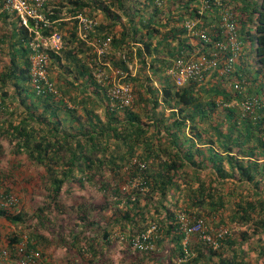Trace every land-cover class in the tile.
Wrapping results in <instances>:
<instances>
[{"label":"trees","instance_id":"16d2710c","mask_svg":"<svg viewBox=\"0 0 264 264\" xmlns=\"http://www.w3.org/2000/svg\"><path fill=\"white\" fill-rule=\"evenodd\" d=\"M169 1H161L158 6L156 0H49L44 14L52 13L48 15L51 25L44 34L66 33L62 36L63 47L59 52H46L47 77L56 93L44 87L42 93L37 94L30 85L28 43L31 36L19 25L15 14L0 13L4 22L11 25L12 32L0 38V44L6 46L0 50V56L7 58L6 65L0 68V94L4 98L8 92L14 93L22 108L18 122L7 119L8 124L0 131V136L8 142L14 156L24 155L32 165L44 169L46 201L33 215L44 229L50 224L48 212L64 211L60 201L62 192L87 188L100 192L103 198L96 206L83 203L76 210L84 213L80 220L85 228L93 225L97 228V238L98 235L109 237L108 226L114 229L116 234L113 235L120 241L121 237L130 239L155 225L157 233L173 243L170 251L173 259H181L184 255L183 219L192 222L201 219L206 228L212 225L214 231L233 224L238 228L247 227L253 235L264 232L263 84H257L253 90L248 88L249 82L256 84L260 80L256 75L264 74V0H222L223 9L209 0V8L202 15L199 14L200 0H177L180 1L178 7L185 9V14L180 16H173L171 6L167 8ZM164 5L165 12L162 11ZM224 8L232 14L241 43L238 60L226 71L225 60L229 55L219 54L224 61L219 59L216 70L203 74L200 82L189 81L183 87H176L167 75L174 60H193L209 54L215 42L224 41L220 16ZM96 9L105 14L110 23L98 24L91 37L97 35L99 38L102 34V37L112 38L111 51L100 60L77 38L76 31L66 21L78 14L93 18L90 13ZM121 16H125L126 22H122ZM186 19L200 20L198 25L207 31L208 43L194 36H184L186 30L182 22ZM116 24H119V31L115 29ZM246 44L248 54L254 55L255 81L246 78L248 70L242 65L246 60L243 51ZM137 46L134 51L133 47ZM134 59L143 74L148 72L144 88L139 83L140 74L135 78L127 76L128 81H137L132 86L125 82L131 87L133 105L128 108L112 106L107 95L110 85L96 81L95 69L110 63L115 69L128 73V66ZM62 60L67 65L61 64ZM51 61L63 70V79L79 75L86 78L85 83L74 86L62 80L65 84L58 85L49 73ZM219 71L221 82L203 86L209 73ZM229 79L237 81L234 85L240 89L234 93L228 90L223 81ZM154 81L159 88L153 86ZM86 87L92 88L97 96V110L106 103L103 118L95 113L91 97L84 95ZM140 87L143 88L141 92ZM70 88L82 97H72ZM245 93L248 99L258 102L250 113L243 112L240 106ZM65 97L71 99V106ZM136 98V103L146 108V121L132 109ZM5 107L0 100V110L4 111ZM226 184L240 187V190L229 188L224 193ZM243 185L248 187L250 194L241 191ZM4 194L11 193L5 189ZM16 206L0 205V220L29 230L27 215L13 212ZM106 211H110V217L104 216ZM93 213L101 218L106 228L88 220ZM97 238L86 242L87 253L91 255L88 264H97L99 251L96 247L90 249ZM246 238L247 232L243 231L239 239L226 236L214 250L200 241L198 235L191 234L186 246L193 257L182 264H264V249L260 251L259 262L246 260L247 254L240 247ZM71 239L74 246L80 236L73 233ZM5 240L6 256L0 251V264H13L19 258L16 247L23 240L17 235L7 236ZM46 241L43 236L29 232L26 253L41 256L37 248ZM154 242L157 243L152 241L153 247ZM124 243L129 246L127 241ZM143 253L152 255L154 249ZM176 259L171 262L176 263Z\"/></svg>","mask_w":264,"mask_h":264},{"label":"built area","instance_id":"2783aa9c","mask_svg":"<svg viewBox=\"0 0 264 264\" xmlns=\"http://www.w3.org/2000/svg\"><path fill=\"white\" fill-rule=\"evenodd\" d=\"M49 0H0V13L7 12L15 14L18 18L19 25L27 30L31 36V40L28 43L30 49V85L37 90V94L42 93V89L45 87L49 92L56 93L52 85L49 83L47 77L48 57L46 52H59L63 47L62 34L58 31H53L48 35L44 34V31L51 25V21L48 18L49 14H44V7ZM209 0H204L201 3L203 9L209 8ZM217 5L221 4L222 0H212ZM158 6H161L162 2L156 0ZM203 11L199 10V14L202 15ZM222 16V34L224 35V41L215 42L214 50L209 54H203L196 59H183L178 58L174 60L167 71V75H170L176 87H183L189 81L200 82L203 78V74L218 68L219 54L229 55L225 60L224 68L226 71L231 70L233 65L238 60V52L241 47V43L238 41L235 22L233 21L232 14L228 10L221 12ZM76 21V34L77 38L83 41L88 47L92 49L94 55L99 58L105 56L111 46V36H105L97 38L91 37V34L95 32V28L98 23L95 19L87 17L83 14H78L73 17ZM200 20H187L183 23V27L190 36L201 39L204 43L209 42L208 33L205 29L199 27ZM118 73V72H117ZM97 81L104 80L108 84L110 81L103 72L97 71L94 74ZM236 90L239 89L238 85L234 86ZM108 99L112 106L119 108H128L133 102L131 95V87L129 84H122L118 86H112L108 89ZM258 105L257 100H250L246 98L242 101L241 107L243 112L250 113L254 107ZM142 166V165H141ZM143 167V166H142ZM15 199L13 196H6L0 193V205L3 207H10L15 205ZM184 222L183 230L186 236L191 234L198 235L200 241L210 245L212 249L217 250L219 247V241L224 237L231 235V230L228 227H219L215 231H209L201 219L195 221ZM157 237V227L155 225L150 226L145 232L136 235L130 239L120 238L124 242H128L129 246L134 251L147 252L154 249L152 241ZM187 240L184 242V255L180 259V262H186L193 257V254L187 250ZM16 255L19 256L13 264H32L37 258V254L33 252L26 253L25 244L21 242L16 247ZM3 256H6V251L3 252Z\"/></svg>","mask_w":264,"mask_h":264},{"label":"rangeland","instance_id":"374dc122","mask_svg":"<svg viewBox=\"0 0 264 264\" xmlns=\"http://www.w3.org/2000/svg\"><path fill=\"white\" fill-rule=\"evenodd\" d=\"M161 1L164 2V0H161ZM200 1L202 2L204 0H200ZM179 3H180V1H177V0H170L169 2H166L167 6H168L167 8H170V6L172 8H174L173 16H180L181 14H185V9L182 7H178ZM222 5L223 4L221 1V4H219L218 6H220V8L223 9ZM164 6H162L163 12H165V10H166V6L165 7ZM199 7H200L199 10L203 11V13H204L205 9H203V7L201 6V3H199ZM49 9H50V7L47 10H49ZM221 9H220V11H221ZM112 10L114 12L118 13V11H116L115 8H113ZM63 12H64V9H63ZM90 16H93V18L96 19V21L99 25L104 24V23H107V24L110 23V21L106 18V15L103 14L99 10L97 11V9L94 10L93 12H91ZM212 16L210 18H212ZM121 17H122V22L123 23L126 22L125 16H121ZM185 21H187V19ZM184 22H182V26H183ZM115 29H117V31L120 30L119 24H116ZM207 30L211 34H213L210 29H207ZM160 31L162 32V29ZM0 32H3L1 24H0ZM61 34L64 37L66 36V33L64 31H62ZM184 36L185 37L187 36L188 38L191 37L187 32ZM96 37H97V35H96ZM98 37L101 38L102 34L98 35ZM192 43L194 44L195 40H193ZM251 45L253 48L254 47L253 44H251ZM131 46H133V44H131ZM139 46H141V45H139ZM134 48H138V46L133 47V50L135 51ZM248 48L249 47L246 44L244 49H243V51L246 52V54L244 55V56H246V60L244 61L245 63L242 65L244 66L245 70H248L246 78L249 81H255L256 77H254L255 76L254 73L256 70V65H255V61H254V55L251 53L248 54V51H249ZM109 51H111V46H110ZM91 53L93 54L92 49H91ZM247 54H248V56H247ZM221 55H223V54H221ZM95 57H96V55H95ZM103 57H101V58L98 57V58L100 60ZM189 59L190 58H188V60ZM220 60L224 61L223 59H220ZM6 62H7V58L4 55L0 56V68L2 67V65L6 64ZM103 64L104 65H103L102 69H100L96 66L97 69H95V72L97 71V74L99 72H103V74H105V76H107L108 80L110 81V83H109L110 87H112L114 85L115 86L122 85L125 82L129 83L132 86L137 81L130 82V81H128L127 76H130L131 78H135V76L137 74H140L141 80L139 79V83L142 84V87L144 88V85L146 83L144 80H145V77L148 76V72L143 74L142 69H140V65L136 62L135 59L133 60L132 65L128 66V73L125 71H122L121 69H118V70L115 69L112 66V64H110V63L109 64L103 63ZM56 68L60 70V73L58 75H61V77H63V75H64L63 70L58 68V67H56ZM56 68H54V65L52 66V64H50L49 73L51 75V78L53 77V80L59 85L61 83V80L58 81L57 80L58 78L55 80L54 79L55 76H52V74H51L52 72L56 71ZM213 74H216L215 78L213 77ZM220 74H221V71H219L218 73H216V72L209 73L203 81V84H204L203 86L212 85L214 83L216 84L219 81L221 82L220 78H218L220 76ZM70 76H72V75H70ZM256 76L258 78H260V80L258 79L259 81L256 84H252L251 82H249L248 88L250 87L253 90L257 87V84L262 83L263 84V86H262L263 87V98H264V74H261V75L258 74ZM97 81H98V78H97ZM100 81L106 82L104 80H100ZM170 83H172L171 79H170ZM223 83L226 86V88H228V90H230L232 93H234L236 91L234 84L237 83V81H234V80L231 81V79H229L226 81L224 80ZM153 86L159 88L158 83L155 81L153 83ZM142 87H140V89H139L140 92L143 89ZM133 88H134V86H133ZM248 88H246V90ZM239 89H240V87H239ZM242 91H244V89H242ZM246 93L243 95V100H245L248 97V95ZM137 100H138V98H136L135 103L137 102ZM105 105H106V103L103 102L102 106H100L97 110V113L101 118H103ZM131 105H133V103H131ZM132 109H134V111L137 112L144 121H146V119H145L146 108L140 102L136 103V105L133 106ZM0 144L3 146V149L2 148L0 149V193L4 194L5 189L6 190L8 189L10 191L11 194H9V195L14 197L15 202L17 204L16 208L13 209V212L14 213L19 212V213L26 214L27 215L26 218H28L27 224L30 225L29 230H25L23 227H17V226L14 229L13 228L14 225L11 224L12 225L11 226L7 221L3 222V223H6V225L9 227V230L6 233H4L5 235H4V237H2V239L4 238V240H5V237H7V236L12 237L13 235H17L20 239L23 240V243L25 244L26 237H27L28 233L31 231H37L36 228H39V225L37 224V221L33 217V215L37 212L36 211L37 208L43 206V204L46 201V197H45L46 193L44 190V185H45L46 181H45V179H43L44 169L42 167L32 165L24 155L13 156V154L11 153V147L7 141H6V144L4 141H2ZM229 188H232L231 185L226 184L223 192L226 193L229 190ZM236 188L233 187L232 189H236ZM238 190H240V187L237 188V191ZM247 190H249V189L246 185H243L241 187L242 192L250 194V192ZM88 191H91L90 194H92L94 196L93 199L99 204V201L103 197H102L101 193L97 192L95 189L72 188V189H70V192H62V194L60 196V201H61L62 205L64 206L63 213H57L56 211L52 210V212H48V214H47V217H49V219H54V224H55L56 230L58 228V230H60V231L64 230L66 232L71 225L74 226V224H76L77 219L71 213V211H69V208L72 209L71 206L77 204L81 200L80 195L88 194ZM249 194H247V195H249ZM88 196H89V194H88ZM109 201H112V199L109 198ZM225 215H226L225 218H227L228 214L226 213ZM1 221H4V220H1ZM94 223L96 224V221H94ZM97 223H102L101 218L100 219L97 218ZM227 225H228L229 229L231 230V235H232L233 239H239L240 233L242 231L247 232V238L241 242L242 244L240 247L247 254V256H246L247 261H249L251 263L259 262L260 257H261L260 251H263V249H264V232L261 234L259 233V235H253L252 232L247 227L238 228V226H235L233 224H227ZM211 227H212V225H209V227L207 226V228L209 230L214 231V229ZM41 228H39V230H41ZM116 229H117V227H116ZM19 231H24V232L19 234L18 233ZM42 231H44V230H42ZM0 238H1V235H0ZM259 239H260V241H259ZM120 241L124 242L121 239H120ZM5 242L7 244V240H5ZM187 244H188V242H187ZM171 248H172V246L170 247V244L167 246H164V252H162L163 253L162 255H165V254L167 255L169 250H171ZM222 252H225V251H222ZM262 253H264V251Z\"/></svg>","mask_w":264,"mask_h":264},{"label":"crops","instance_id":"0c3cea01","mask_svg":"<svg viewBox=\"0 0 264 264\" xmlns=\"http://www.w3.org/2000/svg\"><path fill=\"white\" fill-rule=\"evenodd\" d=\"M2 18L3 17L0 16V24L3 30V32H0V38L2 36H7L8 33L9 34L12 33L10 30L11 25L9 23L6 24L4 22V18L3 19ZM72 20L74 19L72 18ZM72 20L70 18V19H67L66 21L69 23V27L74 28L75 30L76 21L74 20L73 22ZM86 47L88 46L86 45ZM5 48L6 46L4 44H0V50L1 49L4 50ZM88 48L91 51V48L90 47ZM51 62H52L51 63L52 66L54 65V68H56L57 67L56 64H54L53 61ZM61 64L67 65V62H65V60H62ZM75 72H77L76 69H75ZM59 73H60V70L56 68V71L52 72L51 74L52 76H55L54 79L56 80L58 77L61 76V75H58ZM76 76L77 77H75L72 74V76L70 75L65 76V79H63V77H60L59 78V80H61L60 84L64 85L65 83H73L74 86H77L79 84L81 85L85 83L86 78L84 79L82 76H79V75H76ZM62 80H65V83L62 82ZM86 85L88 86L89 84H86ZM70 89H69L70 91L69 93L72 97L75 95L79 96L78 98L82 97L80 93L74 92L72 88ZM83 91L86 92V94H84L85 96L87 95L91 97V101H92L91 106L95 109V113L97 114V96L94 95V93L92 92V88L86 87V89H84ZM18 99L19 98L16 97L14 93L12 92H8L7 96H5L4 98H3V95L0 94V100H3L6 105L4 111L3 109L0 110V127H1L0 131L7 126L8 124L7 119H11L12 122L17 123L18 120L21 118L22 108L20 107V105H18L19 104ZM65 101L68 103L69 106H71L70 104L71 99H68V97H66ZM80 114L83 115L82 110H80ZM65 124L67 127H69L68 123H65ZM2 141H4L6 144V140L0 136V143ZM1 148L3 149V146L0 144V149ZM90 192L91 191H88L89 196L88 194L80 195L81 200L77 204H75L72 209L69 208V211H71V213L77 219L76 222L78 224L76 223L77 224L76 227L71 225L66 232L64 230L60 231L58 230V228L56 230L54 219H50V224L48 225V228L44 229L43 227L41 228V226H39L41 230H39V228H36L37 231H31V232H35L38 235L43 236L45 240H47L46 243H41L38 246L39 248L37 249L40 251V253L42 252V254L40 256L36 253L37 258L34 264H88L87 261H89L91 255L87 253L86 242L88 243V240H90L91 238H94V239L97 238V228L94 225L91 227L85 228V226L83 225V222L80 220L81 217H84V213L79 212L78 210H76V208L83 203H93L96 206L97 202L93 199L94 196L90 194ZM104 216L110 217L111 216L110 211H106V214ZM88 220L97 222V214L96 213L90 214L88 216ZM3 222H6V221L4 220L0 222V235H1L0 251L1 252L5 251V246H6V242L4 238L2 239V237H4L5 235L4 233H6L9 230V227L6 225V223H3ZM9 224L11 225V223ZM99 224L104 225V228L107 227L105 223H99ZM18 227H21V226L19 225ZM13 228L15 229L16 226L14 225ZM107 231L109 233V237L105 239L102 237V235L101 236L98 235L97 240L95 242H92V244L94 245L93 248H90L93 250L96 247V250L99 251L96 257L97 264H173L174 261L173 262L171 261L176 259V258L173 259L172 256L170 257L171 250H169L167 255L166 254L162 255L163 254L162 252H164V246H167L170 244V247L172 246L173 248V243L170 240L163 238V234L157 233V237L154 240L156 242L159 240L160 243L159 241L157 243L154 242V245H155L154 253L150 255V254H146L143 252L134 251L132 250V248H129V246H127L124 242L117 240L115 235H113L116 233L114 229L111 228L110 226L107 227ZM80 232H83V233L80 234ZM73 233L78 234L80 236V241H78V243L74 246H72L73 243L71 239V235ZM188 238L189 236L185 237L183 244L185 240H187V242L189 241ZM75 246L77 247V249L75 248ZM174 264H182V263L180 262V259H176V263L174 262Z\"/></svg>","mask_w":264,"mask_h":264}]
</instances>
